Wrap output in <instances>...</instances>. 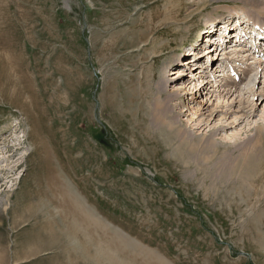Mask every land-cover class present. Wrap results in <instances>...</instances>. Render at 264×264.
Instances as JSON below:
<instances>
[{"label": "rangeland", "instance_id": "1", "mask_svg": "<svg viewBox=\"0 0 264 264\" xmlns=\"http://www.w3.org/2000/svg\"><path fill=\"white\" fill-rule=\"evenodd\" d=\"M197 7L0 0V264H264V156L242 158L264 138V46L242 82L257 75L248 115L237 94L209 99L193 78L161 84L171 69L193 72L188 51L219 36L228 13L260 14L229 0ZM206 50L214 72L221 59Z\"/></svg>", "mask_w": 264, "mask_h": 264}, {"label": "bare ground", "instance_id": "2", "mask_svg": "<svg viewBox=\"0 0 264 264\" xmlns=\"http://www.w3.org/2000/svg\"><path fill=\"white\" fill-rule=\"evenodd\" d=\"M191 1L194 2L195 6L199 5V7H197V9H202V8H205L206 4H208L209 2L215 1L217 3H220L222 0L221 1L220 0H190V2ZM229 1H232L235 4L243 3L244 5L250 7V10L253 9L252 11H254L256 9L259 12L260 16L257 15L256 20H254L255 22H253V20H250L249 18H247V16H244L243 14H240L237 11L228 13V15L226 17L222 18L223 22H222V25L219 26V30H218V32L221 36L220 40H222V42H225V46H224V49H222L220 52L218 51V57L221 56L222 58L219 61L220 64L218 65V67H216V64L214 65V67H213L214 72H212V71L208 72V68L205 67V65L202 62L203 56L200 55V52L199 53L195 52L197 49L192 48V49H190V51H188V55L192 54V56L193 55L194 56L189 57L188 59H185L184 61H185V64H187V65L190 63H194V64L196 63V65H197L196 67L190 68V71H193V72H191V73L189 72L187 74L185 69H184V66H183V68L181 66L180 68L178 67L175 69H171V73H170L171 77L173 75L176 77H172L170 79H166L163 77L161 84L165 85V83L168 81H173L175 79H179V78H183V77L189 78V79L193 78L191 81H195V82L201 81L200 82L201 88H199L198 90L196 89V91L202 92L203 89L207 90V92L204 91L205 92L204 96H209V99L212 98V95L214 93H217L218 94L217 97L220 100L222 99V100L227 101L228 98L232 97L234 94H237L236 98H240V100H241V101H239L240 105L238 107L240 112L242 114L244 113V114L248 115L250 113L249 109L252 110V107H253V106H250L251 105L250 100H248V99H249V97H251V98L254 97V90L252 88L254 86L250 87L249 85L253 84V78H255L257 75H255V77L253 76L252 79L249 78L250 80H249L248 85H247L249 87L246 86L247 88L244 86L242 87V82L248 78V76L251 72H255L256 70L261 69L260 72H263V74H264V67L261 68V65H264V63L263 64L260 63V65H258L256 67V70H255V68L253 66H251V65H255V63L254 62H252V63L248 62L250 59L251 60L254 59V57L251 56V53L253 55H255V54L260 55L259 51L262 50L261 48H262V46H264V25H263L264 22H261V19L264 20V8L261 7V5H263V2L261 0H229ZM245 12H247V11L245 10ZM245 12H244V14L246 15ZM237 18L241 19V23L239 22L240 26L237 25V28H240L239 29L240 32H238L239 34H238V39L236 40V43L239 42V44L236 45L237 46L236 49L229 48L231 50L229 53H227V50H226L228 48L227 45H228V43H230V41L228 40V35H230V31H229L230 26H232V22L234 23L233 19H237ZM191 21H189V22H191ZM235 22H237V21H235ZM188 24H190V23H188ZM186 27H187V25H186ZM210 34H212V32ZM243 37H245V39ZM208 38H209V36H206L205 40H207ZM200 45L201 46H199V47L202 49L203 46H202V44H200ZM204 45L206 46V44H204ZM221 46H222V44H221ZM200 48H198V49H200ZM211 53L212 52H210V49H209L207 51V54H206L208 56V58L210 59L209 61L211 62V61L215 60L217 62L218 57L212 58V55L210 56ZM243 53H245V54L249 53V54L245 55ZM250 56H251V58H250ZM263 61H264V59L262 60V62ZM234 63L241 64V66H243V67H236L234 65ZM247 63H249V64H247ZM181 65H184V64H181ZM180 69H181V71H180ZM230 73L236 74V76H238V78L233 79V77ZM202 74H204V75H202ZM250 77H252V76L250 75ZM182 89H184L183 84L179 85V87L177 88V90H182ZM0 94H2L3 96H6L7 93L2 88L0 90ZM191 100L196 101V96L193 97ZM185 105H186V108L189 107L188 110H186V111H189L191 109L190 104L188 102H186ZM252 105H253V103H252ZM203 106H200L199 110L204 111V113H205L206 108H204ZM220 109H222L221 106L216 107V109L214 111H212V112L210 111L208 116L209 117L218 116V114L221 113ZM229 111H230V107L226 110V112H225L226 115L228 114ZM183 112H181V113H183ZM207 112H208V110H207ZM211 113H213L214 115H212ZM200 115L204 116L205 114H200ZM221 115L223 116L222 113H221ZM236 119L237 118H235L234 122L236 121ZM222 120H224V123H226L229 120V118H223ZM222 120H220V121H222ZM234 122L233 121H232V123L229 122V125H231V124L234 125ZM223 125H221V126H219V124H218V126L216 125L217 126L216 131L223 130L225 128V126H223ZM259 127L260 126H258V128ZM260 134H262V133L260 132L258 134V136L256 135L258 137L257 140L242 155L243 159H250L248 161L255 162L254 160H256L255 157L257 156L259 163L262 162L261 159H263V158H261V156H264V138ZM243 159H241V160L244 161ZM245 162L242 163V164H246V165H244V169H245V166H247V162L246 163ZM252 164H254V163H252ZM249 165H251V164H249ZM250 168H252V165L246 169L248 171H250ZM248 171H247V173H248ZM247 173H246V176L249 177V173H248V175H247ZM243 174H245V173H243ZM246 176H244V177L247 178ZM241 177H239V178H241Z\"/></svg>", "mask_w": 264, "mask_h": 264}]
</instances>
